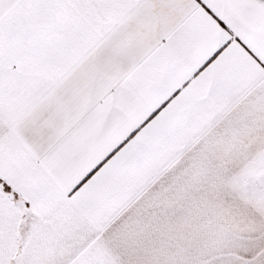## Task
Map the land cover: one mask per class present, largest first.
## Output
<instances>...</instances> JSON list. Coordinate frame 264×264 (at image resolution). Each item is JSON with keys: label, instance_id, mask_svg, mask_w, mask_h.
I'll use <instances>...</instances> for the list:
<instances>
[{"label": "snow or ice", "instance_id": "1", "mask_svg": "<svg viewBox=\"0 0 264 264\" xmlns=\"http://www.w3.org/2000/svg\"><path fill=\"white\" fill-rule=\"evenodd\" d=\"M0 264H264V0H0Z\"/></svg>", "mask_w": 264, "mask_h": 264}]
</instances>
